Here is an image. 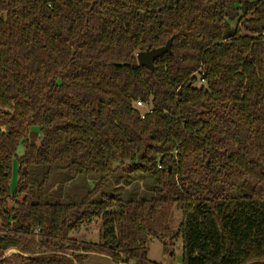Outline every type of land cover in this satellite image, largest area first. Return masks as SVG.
Returning a JSON list of instances; mask_svg holds the SVG:
<instances>
[{
	"label": "trees",
	"instance_id": "trees-1",
	"mask_svg": "<svg viewBox=\"0 0 264 264\" xmlns=\"http://www.w3.org/2000/svg\"><path fill=\"white\" fill-rule=\"evenodd\" d=\"M60 169L92 187L50 200ZM124 175L147 194L96 198ZM96 219L99 242L70 237ZM176 234L181 264H264V0H0V264H153Z\"/></svg>",
	"mask_w": 264,
	"mask_h": 264
},
{
	"label": "rangeland",
	"instance_id": "rangeland-1",
	"mask_svg": "<svg viewBox=\"0 0 264 264\" xmlns=\"http://www.w3.org/2000/svg\"><path fill=\"white\" fill-rule=\"evenodd\" d=\"M28 138L32 142H39L40 133L37 126H31L28 134ZM23 152V145L20 143L16 149V155H21ZM13 164V175L10 179V190L11 194L16 187L17 181V160L14 159ZM42 176V170H32L31 178V196H36L37 184ZM116 177L112 183L107 185L104 190L96 195L99 198L101 194H112L118 196H133L138 197L145 195L148 192L149 186L148 181L137 177ZM83 177V176H82ZM85 177V176H84ZM93 181L84 180L83 178L73 177L69 178L63 169L56 172L55 176L51 179L50 183L46 188V195L50 200H69L79 199L86 192L88 186L92 187ZM84 187V189H83ZM88 190V189H87ZM85 192V193H84ZM13 205L12 201H9L7 206ZM182 221V212L177 208H173L169 219V228L174 232H178L179 225ZM99 227L100 220L96 219L87 226H83L77 230L70 232V237L78 241L87 243L99 242ZM167 241V240H166ZM170 251L165 252L163 250V242L161 239L153 238L148 242L147 245V256L150 262L153 264H181L177 260V256L181 252V236L176 234L172 245L169 247ZM14 250V251H13ZM11 252H16L13 249ZM171 252V253H170ZM82 264H120L113 261L110 257L100 253H89L82 261Z\"/></svg>",
	"mask_w": 264,
	"mask_h": 264
},
{
	"label": "water",
	"instance_id": "water-1",
	"mask_svg": "<svg viewBox=\"0 0 264 264\" xmlns=\"http://www.w3.org/2000/svg\"><path fill=\"white\" fill-rule=\"evenodd\" d=\"M171 52V39H168L166 43L159 47L146 48L136 53V59L139 65L145 66L150 70L153 69V60L164 53ZM16 252H19L16 250ZM177 260L181 262V256H177Z\"/></svg>",
	"mask_w": 264,
	"mask_h": 264
},
{
	"label": "built area",
	"instance_id": "built-area-1",
	"mask_svg": "<svg viewBox=\"0 0 264 264\" xmlns=\"http://www.w3.org/2000/svg\"><path fill=\"white\" fill-rule=\"evenodd\" d=\"M135 106L139 109L140 118H144L147 113H150L152 111V107H148L146 104H144L143 102H141L139 100H137L135 102ZM157 167L159 168L160 165H157ZM13 249L14 248H10V249L6 250L4 255H8L10 253H13V252H11Z\"/></svg>",
	"mask_w": 264,
	"mask_h": 264
}]
</instances>
